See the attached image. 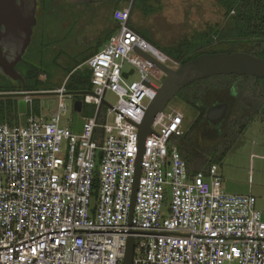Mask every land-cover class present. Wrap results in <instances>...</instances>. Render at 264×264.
I'll use <instances>...</instances> for the list:
<instances>
[{"label": "built area", "instance_id": "1", "mask_svg": "<svg viewBox=\"0 0 264 264\" xmlns=\"http://www.w3.org/2000/svg\"><path fill=\"white\" fill-rule=\"evenodd\" d=\"M129 13L130 5L114 11L118 29L83 63L92 89L79 99L94 110L80 131L59 124L63 99L74 97L65 83L44 90L58 96L49 117L29 100L23 124L0 123V264H123L129 237L131 264H264L255 197L224 192L217 164L188 171L174 142L184 132L178 111L157 112L143 140L129 219L138 125L160 87L150 76L165 77L137 50L180 65L129 27Z\"/></svg>", "mask_w": 264, "mask_h": 264}, {"label": "trees", "instance_id": "2", "mask_svg": "<svg viewBox=\"0 0 264 264\" xmlns=\"http://www.w3.org/2000/svg\"><path fill=\"white\" fill-rule=\"evenodd\" d=\"M93 1V3L97 2L93 8L95 11L101 8V3L108 1L114 3V10L120 8L118 6L120 1L129 3L130 15L133 10L146 14L155 8L154 0ZM213 3L221 12V20L214 24H206L198 34L194 35L196 38L193 40L181 39L166 45L154 38L152 30H146L145 27H142V31L133 28L129 19L128 25L134 32L172 59L179 61L180 64L205 53L241 51L261 57L264 53V0H213ZM81 4L85 7L87 5L86 3ZM45 9H48L49 14L52 12L49 3H47V7L44 6ZM81 13L84 15L85 11L82 10ZM78 17L80 16L75 18L76 22ZM116 21L110 22L109 31L104 37H98L93 46L84 43L74 54L66 52L67 42L70 44L73 42L69 35L62 42L49 36V30L38 33L31 40L23 58L24 61L31 62L32 67L28 68L20 64V69H18L24 80L23 84L18 79L10 80L9 83L4 81V84H0V92H15L22 88L25 91L53 90L59 88L63 83H65L67 91H91V72L87 66L82 67V64L99 51L118 29L119 24ZM76 22L73 23L74 29ZM61 46L66 51L62 50ZM36 50L39 56L47 57V67L44 66L46 63L36 60L34 55ZM1 77L3 76L1 75ZM177 96L196 114L182 136L174 139L187 163L188 171L192 174L198 171L205 172L212 164H220L232 148L233 138L241 136L249 124L257 118L264 119V79L255 76L231 74L195 80L181 88ZM79 97V95H74L73 98ZM31 102L34 113L38 114L37 105L33 99ZM216 102L226 104L223 121L216 124L217 128H222L224 124H227L230 137L226 133L220 139L214 138L216 133L210 127L212 122L207 119L206 114L216 105ZM93 110V106L83 105L81 115L91 116ZM17 116V101L14 97L6 99L4 103L0 100V123L18 124ZM213 125L215 126V124ZM205 135H209L211 138L208 141L204 140ZM93 188L95 197L97 192L96 176Z\"/></svg>", "mask_w": 264, "mask_h": 264}, {"label": "rangeland", "instance_id": "3", "mask_svg": "<svg viewBox=\"0 0 264 264\" xmlns=\"http://www.w3.org/2000/svg\"><path fill=\"white\" fill-rule=\"evenodd\" d=\"M154 1L155 4L153 6H155V8L152 12L148 11L146 14H142L138 10H133L131 15L129 13V23L133 28H137L141 31L142 27H145L146 30H152L154 38H156L158 42L161 41V43L166 45L177 42L181 39L188 41L193 40L196 38L194 35L198 34L206 24H214L221 20V12L213 3V0ZM96 4L97 2L87 4L86 7L80 4L70 10L69 8L60 9L64 13V16H68V14L73 15V23L76 22V16H80L75 24V29L73 28V24L71 25L69 23L66 28H64L60 24V20L57 23L59 19L58 15H52L56 16L55 20L50 18L49 21H46L49 26V36H52V38L58 39L62 42L66 40L67 35L72 38L73 42L70 48L66 49V51L61 46L62 50L69 54H74L77 53L78 48L84 43L88 46H93L98 37H104L109 31L110 22H114V20L116 21L114 11L130 5L129 3H122V1H120L118 2L120 8L114 10V3L108 1L101 3V8L96 10V12L93 10ZM82 10L85 11L84 15L81 13ZM38 54L37 50L34 51V55L37 58L36 60L46 63L44 66L47 67V57L39 56ZM166 64L173 69L178 67L172 61H167ZM82 67H85V64H82ZM18 69H20L19 66ZM125 69H130V67L125 65ZM1 75L3 77H1ZM136 77L137 75H132L128 80H134ZM150 78L159 85L163 81V79L159 81L151 76ZM10 80L14 81L16 79L0 72V84H4L5 82L9 83ZM10 97L13 98L14 96L0 95V100L4 103L6 102V99H9ZM30 98L31 100L33 99L37 105V113L39 114L49 117L58 109V96L54 93L40 94ZM104 98L110 105L114 106L117 104V97L111 92H107ZM73 101L74 98L71 97L63 99L66 111L60 113L59 124L60 126H69L73 130H80L83 118L81 113L73 110ZM175 111L183 114V130H186L187 126L195 118V112L177 95L168 100L163 108L165 114ZM24 119L25 114H19L18 112V123L22 124ZM112 121L113 114L108 118L109 123ZM213 124V122L212 124L210 123V127L213 128L216 133L214 138L220 139V137L226 133L228 136L229 132L227 124H224L222 128H217V125L214 126ZM230 136L231 135L228 137ZM209 138H211V136L205 135L204 140L207 139L208 141ZM217 165L221 176L222 190L228 194L254 196L256 199L255 207L264 214V121L261 120V118H257L251 122L241 136L233 138L232 148L223 161Z\"/></svg>", "mask_w": 264, "mask_h": 264}, {"label": "water", "instance_id": "4", "mask_svg": "<svg viewBox=\"0 0 264 264\" xmlns=\"http://www.w3.org/2000/svg\"><path fill=\"white\" fill-rule=\"evenodd\" d=\"M29 43V37L26 39V42L22 45L20 53L16 60L10 64L4 62L0 58V72L6 76H10L13 79H18L24 82L20 73L14 69V64L18 62L21 57V54L24 52L25 48ZM143 57L152 61L157 67H159L165 74V77L158 87L155 90V96L149 102L148 106L145 109L142 122L138 125L139 132V146L140 152L136 161V173L135 181L133 186L132 198L129 219L132 216L133 205H134V196L138 177L140 174V158L142 152V143L147 134L152 132L151 123L153 122L154 116L157 112H160L167 101L172 97L176 96L178 91L188 85L189 83L204 79L211 76L217 75H240V76H255L257 78L264 79V53L261 57L253 56L246 52L234 51V52H218V53H205L198 55L182 64H180L176 69L169 68L164 66L152 59L145 53L137 50ZM131 73V72H130ZM125 77L127 73L123 74ZM53 93L52 91H25L23 88L17 92H5L0 93L2 96H14L18 97L17 109L18 112L23 114L26 111V98L40 95ZM86 92H71L68 91L70 95H80ZM107 105L106 102H102ZM73 110L75 112H81L82 110V101L77 98L73 102ZM226 110V104H221L219 106L212 107L206 117L209 121L215 122L224 116ZM133 251V239L128 238L127 244L125 247V254L123 264H131Z\"/></svg>", "mask_w": 264, "mask_h": 264}, {"label": "flooded vegetation", "instance_id": "5", "mask_svg": "<svg viewBox=\"0 0 264 264\" xmlns=\"http://www.w3.org/2000/svg\"><path fill=\"white\" fill-rule=\"evenodd\" d=\"M51 5V15L59 16L60 24L66 28L70 23L73 24V18L71 15L64 16L61 8L72 9L76 5L92 4L93 0H0V58L10 64L18 57L22 45L29 37V43L21 54L18 62L14 64V69L19 73L18 66L23 65L25 67H32L31 62L24 61V55L31 43V40L38 33L47 31L49 26L46 21L55 20L56 16H51L48 13V9L44 10V6L47 7V3ZM78 3V4H77ZM57 16V18H58ZM70 25V26H71ZM71 44L67 42L66 49H69ZM35 67V65H33ZM80 98V97H79ZM222 102H216V105H221ZM223 118L213 122L215 125L219 121H223ZM221 121V122H222Z\"/></svg>", "mask_w": 264, "mask_h": 264}, {"label": "crops", "instance_id": "6", "mask_svg": "<svg viewBox=\"0 0 264 264\" xmlns=\"http://www.w3.org/2000/svg\"><path fill=\"white\" fill-rule=\"evenodd\" d=\"M17 92V91H16ZM15 99H16V101H18V99H20V98H17V97H14ZM32 101L31 100V98L30 97H28V98H26V111H25V119L23 120V122H22V124L25 122V120H26V116H27V114L29 113V110L30 109H28V101ZM32 103V102H31ZM32 107V106H31ZM33 110V109H32ZM17 112H18V109H17ZM19 114H21V113H19ZM259 118H261V117H259ZM17 120H18V116H17ZM261 120H262V118H261ZM263 121H264V119H263ZM3 123H5V122H3ZM7 123V122H6ZM9 124V123H8ZM19 124V123H18ZM72 129V128H71ZM73 130V129H72ZM73 131H75V132H78V131H80V130H73ZM263 214V213H262ZM264 215V214H263Z\"/></svg>", "mask_w": 264, "mask_h": 264}]
</instances>
